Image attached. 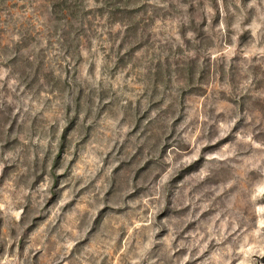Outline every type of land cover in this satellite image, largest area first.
Masks as SVG:
<instances>
[{
	"label": "rangeland",
	"instance_id": "1",
	"mask_svg": "<svg viewBox=\"0 0 264 264\" xmlns=\"http://www.w3.org/2000/svg\"><path fill=\"white\" fill-rule=\"evenodd\" d=\"M55 1L0 0V264H264V0Z\"/></svg>",
	"mask_w": 264,
	"mask_h": 264
},
{
	"label": "trees",
	"instance_id": "2",
	"mask_svg": "<svg viewBox=\"0 0 264 264\" xmlns=\"http://www.w3.org/2000/svg\"><path fill=\"white\" fill-rule=\"evenodd\" d=\"M73 4L76 5L78 3L76 1H72V0H58V1L53 2L52 3V5H53L52 9H54L53 10L54 14L57 16L56 19L61 20V16H59L58 14L64 13V12L66 13V12H69L70 10H72L71 8L73 7ZM62 15H64V14H62ZM78 35H79V33H78Z\"/></svg>",
	"mask_w": 264,
	"mask_h": 264
}]
</instances>
